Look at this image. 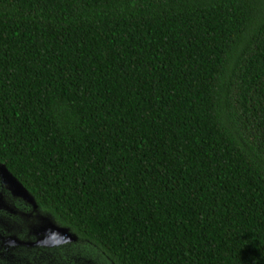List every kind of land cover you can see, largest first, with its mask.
Returning <instances> with one entry per match:
<instances>
[{
    "label": "trees",
    "instance_id": "trees-1",
    "mask_svg": "<svg viewBox=\"0 0 264 264\" xmlns=\"http://www.w3.org/2000/svg\"><path fill=\"white\" fill-rule=\"evenodd\" d=\"M0 164L107 264H264V0H0Z\"/></svg>",
    "mask_w": 264,
    "mask_h": 264
},
{
    "label": "flooded vegetation",
    "instance_id": "flooded-vegetation-1",
    "mask_svg": "<svg viewBox=\"0 0 264 264\" xmlns=\"http://www.w3.org/2000/svg\"><path fill=\"white\" fill-rule=\"evenodd\" d=\"M7 195L11 197L8 200H6ZM25 202L7 188L6 183L0 176V218L4 213L7 214V217L11 221L8 227L3 228L0 220V264H14V262L21 261V256H24L26 253L32 258L34 254V257L37 256L40 248L46 247L49 249V247L44 244L45 242H39L37 240L38 230L36 227L39 224L36 223L41 217H45V215L40 214V211L35 210L32 205H28ZM50 221L54 224L51 219ZM9 235H11V237H9ZM21 239L31 240L27 243L22 242ZM8 251L12 252L7 255ZM4 257H6V260ZM48 257L49 256L43 261L38 259L35 261H40V263L43 264Z\"/></svg>",
    "mask_w": 264,
    "mask_h": 264
},
{
    "label": "rangeland",
    "instance_id": "rangeland-1",
    "mask_svg": "<svg viewBox=\"0 0 264 264\" xmlns=\"http://www.w3.org/2000/svg\"><path fill=\"white\" fill-rule=\"evenodd\" d=\"M46 218L42 217L40 221L36 223L39 224L37 226V230H39L42 234V236H37V240L45 241L48 240V238L50 239V236H54L57 238L58 244L54 246H46L49 248L60 247L61 250H49L45 246H41L45 248H40L37 256L34 257V254L33 257L30 258V256L26 253L24 256H21V261L14 262V264H41L40 261H43L47 256L49 257L43 262V264H107L102 255L86 252L82 247V243L73 234H71L69 231L63 232L59 229H56L51 225L52 223L50 224V221H47ZM0 220L2 222L1 225L3 228L8 227V225L11 223L10 219L7 217V214L4 213ZM9 237H11V235H9ZM30 240L31 239H21L22 242L27 243L30 242ZM75 246L81 247V250L77 251ZM11 252L12 251H8L7 255H9ZM4 259L6 260V257H4ZM37 259L40 261H35Z\"/></svg>",
    "mask_w": 264,
    "mask_h": 264
},
{
    "label": "water",
    "instance_id": "water-1",
    "mask_svg": "<svg viewBox=\"0 0 264 264\" xmlns=\"http://www.w3.org/2000/svg\"><path fill=\"white\" fill-rule=\"evenodd\" d=\"M0 176L3 179V181L6 183L7 188L16 196L22 198L24 201H26L28 204L32 205L35 210H38V206L32 197V195L22 186V184L9 172V170L6 168L5 165L0 164ZM46 218V217H45ZM49 222L50 219L46 218ZM51 224V221H50ZM56 229H59L60 231L66 232L67 229L61 228L58 225L51 224ZM37 236H42L41 232L37 231ZM51 238L45 241H39V242H45L44 244L47 246H54L58 244V240L54 236H50ZM50 244V245H49Z\"/></svg>",
    "mask_w": 264,
    "mask_h": 264
}]
</instances>
